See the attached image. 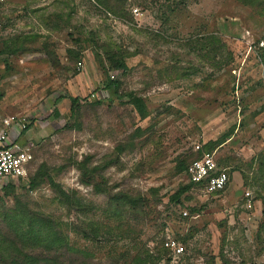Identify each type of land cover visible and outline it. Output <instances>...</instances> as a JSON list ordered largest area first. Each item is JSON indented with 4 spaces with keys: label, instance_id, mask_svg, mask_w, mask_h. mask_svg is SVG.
I'll return each instance as SVG.
<instances>
[{
    "label": "rangeland",
    "instance_id": "obj_1",
    "mask_svg": "<svg viewBox=\"0 0 264 264\" xmlns=\"http://www.w3.org/2000/svg\"><path fill=\"white\" fill-rule=\"evenodd\" d=\"M255 1L127 0L120 15L96 0L0 1V123L27 116L9 141L33 142L35 154L26 177L0 180V238L59 226L67 264H264L254 181L264 175V0ZM206 151L229 183L179 196L183 166ZM169 238L184 246L171 263ZM0 246L19 253L9 239Z\"/></svg>",
    "mask_w": 264,
    "mask_h": 264
},
{
    "label": "trees",
    "instance_id": "obj_2",
    "mask_svg": "<svg viewBox=\"0 0 264 264\" xmlns=\"http://www.w3.org/2000/svg\"><path fill=\"white\" fill-rule=\"evenodd\" d=\"M96 1L100 5H104L108 7L110 10H112L114 14L120 15L124 10L123 6L126 4L127 0H96ZM251 1L257 2L255 0H251ZM113 60L116 62L115 65L117 67L126 68L127 66L126 62L123 61L121 58L119 59L113 58ZM119 86H120L119 79H110L104 85V87L111 92L112 96H117V97L119 96L118 95ZM71 101H72L71 111H72V115H74L76 111V107L79 104V97H72ZM92 101L94 104H103L106 101V98L105 97L98 98L95 96L92 97ZM131 103L136 107L137 111L140 114L143 115L147 111V105L142 97L138 95H131ZM55 114L56 116H60V112L58 110H55ZM202 154L203 153H201L199 157ZM33 160L29 163L28 168H30V165L33 162ZM190 162H188L185 166H183V173H186V170ZM254 181L262 189H264V175L262 177L256 176L254 178ZM191 186L200 187V188L204 187L203 183H196L189 181V183L187 185H184L178 191L177 194L180 196ZM222 190L214 191L213 193H217ZM42 230H45L46 232L43 233ZM6 238L9 239L11 243L15 242V244L19 246L18 247L19 253L14 257L0 255V264H67L64 259V251L65 249H67L66 246L67 237L66 236L64 237L63 233L60 231L59 226L52 225V227L45 228L44 224H40L39 230H37L35 228V224H32L31 229L28 230L27 232L24 230H22L21 232H14L12 230H8L7 232L4 233V236L0 238L1 241L0 243L5 242L7 240ZM10 248H12V246L6 249L8 250ZM168 251H169L168 253H170L169 260L171 263L173 255L170 249H168ZM68 264H72V263H68Z\"/></svg>",
    "mask_w": 264,
    "mask_h": 264
},
{
    "label": "built area",
    "instance_id": "obj_3",
    "mask_svg": "<svg viewBox=\"0 0 264 264\" xmlns=\"http://www.w3.org/2000/svg\"><path fill=\"white\" fill-rule=\"evenodd\" d=\"M4 1V0H0ZM138 12V8H135ZM95 97V94L92 95ZM29 120L27 116L8 115L0 123V180L26 177L28 175V165L34 159V143L26 144L9 141L11 132L14 130L22 131L28 127ZM201 145L196 146L200 150ZM215 153L203 152V154L192 160L186 170L189 181L203 183L204 189L208 193L222 190L230 181V175L226 168H220L215 159ZM247 192V195H250ZM187 213V212H186ZM166 246L173 252V255L184 253V246L175 239L169 238Z\"/></svg>",
    "mask_w": 264,
    "mask_h": 264
}]
</instances>
